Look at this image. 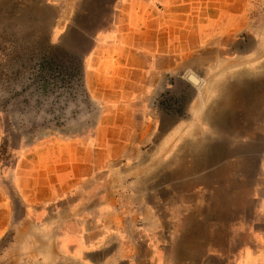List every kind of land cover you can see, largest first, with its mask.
Returning a JSON list of instances; mask_svg holds the SVG:
<instances>
[{
    "label": "rangeland",
    "instance_id": "1",
    "mask_svg": "<svg viewBox=\"0 0 264 264\" xmlns=\"http://www.w3.org/2000/svg\"><path fill=\"white\" fill-rule=\"evenodd\" d=\"M115 3L0 0V193L18 220L28 212L24 190L35 186L27 172L53 164L55 141L104 137L94 132L103 107L91 99L84 72L97 34L115 30ZM222 10L223 55L250 66L219 85L202 82L204 106L195 118L188 114L195 91L183 84L141 98L138 115L164 125L157 142L138 165L109 163L96 169L95 185L77 192L76 206L86 195L85 205L95 203L97 227L108 216L124 229L122 246L113 234L112 259L101 264H264V0H223ZM232 90L243 107L228 108L218 123L213 115ZM176 122L184 132L162 135ZM198 155L203 166L193 169ZM14 236L12 229L0 240V264H27L8 253Z\"/></svg>",
    "mask_w": 264,
    "mask_h": 264
},
{
    "label": "crops",
    "instance_id": "2",
    "mask_svg": "<svg viewBox=\"0 0 264 264\" xmlns=\"http://www.w3.org/2000/svg\"><path fill=\"white\" fill-rule=\"evenodd\" d=\"M222 6L223 0H116L115 30L97 34L84 72L91 99L103 107L94 132L104 137L55 141L56 159L49 161L53 164L27 172L35 186L22 194L28 210L23 219L16 218L9 200L0 193V240L14 229L8 253L17 262L96 264L112 259L113 234L122 246L124 229L111 223L108 216L97 227L95 203L92 207L85 205L90 202L86 195L85 204L76 206L77 192L81 186L87 190L91 183L95 185L96 169L123 159L138 165L143 150L157 142L164 125L155 127L146 114L138 115L135 103L141 98L183 84L195 91L188 105L189 116L195 118L201 116L204 106L198 87L204 82L219 85V81L229 79L230 73L250 66L238 55H223L224 38L229 32ZM195 65L209 68V76L208 69H201V74ZM193 74L198 78L197 85L188 79ZM252 85L255 81L248 87ZM184 129L176 122L164 128L162 135ZM94 151L103 156L99 162ZM47 201V205L41 204ZM123 256L121 253L120 258Z\"/></svg>",
    "mask_w": 264,
    "mask_h": 264
},
{
    "label": "bare ground",
    "instance_id": "3",
    "mask_svg": "<svg viewBox=\"0 0 264 264\" xmlns=\"http://www.w3.org/2000/svg\"><path fill=\"white\" fill-rule=\"evenodd\" d=\"M254 90V89H253ZM232 93L231 94H229L230 96H228V99H225L224 100V107H219V109H220V113H218V114H214L213 115V118L215 119V120H217L218 121V123H221V121H223V119H224V121L227 119L226 117H225V115L224 114H226V110L228 109V108H232L234 105L238 108V106H239V104H235V102H234V97H235V94L233 93V90L231 91ZM237 96V98H239L240 96H241V94L240 93H237L236 94ZM242 97V96H241ZM246 103V102H245ZM219 105V104H218ZM207 149V148H206ZM211 154V153H210ZM207 155H209V153L207 154ZM211 157H213V156H211ZM184 158V157H183ZM208 158V160H209V157H207ZM210 161V160H209ZM202 163H203V161L201 160V157H200V155H198V157L197 158H195L194 159V161H193V163H192V165H191V168H193V169H195L196 167L198 168L199 166V164L200 165H202ZM188 164V163H187ZM205 164V163H204ZM207 165V164H206ZM203 166V165H202ZM187 167V166H186ZM200 168V167H199ZM198 168V169H199ZM184 231V230H183ZM180 232V231H179ZM180 234V233H179ZM196 235V234H195ZM186 237V236H185ZM186 240V239H185ZM181 241V240H180ZM179 249V248H178ZM183 249V248H182ZM185 249V248H184ZM178 253H179V250H178ZM187 254V253H186ZM188 255V254H187ZM176 257V256H175ZM187 257V256H186Z\"/></svg>",
    "mask_w": 264,
    "mask_h": 264
},
{
    "label": "water",
    "instance_id": "4",
    "mask_svg": "<svg viewBox=\"0 0 264 264\" xmlns=\"http://www.w3.org/2000/svg\"><path fill=\"white\" fill-rule=\"evenodd\" d=\"M189 79L193 82V83H195V84H197L198 82H197V79L194 77V76H190L189 77Z\"/></svg>",
    "mask_w": 264,
    "mask_h": 264
}]
</instances>
